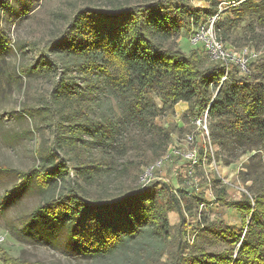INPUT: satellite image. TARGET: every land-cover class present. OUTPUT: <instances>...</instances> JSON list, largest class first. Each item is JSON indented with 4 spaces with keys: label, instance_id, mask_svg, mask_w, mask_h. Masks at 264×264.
<instances>
[{
    "label": "rangeland",
    "instance_id": "1",
    "mask_svg": "<svg viewBox=\"0 0 264 264\" xmlns=\"http://www.w3.org/2000/svg\"><path fill=\"white\" fill-rule=\"evenodd\" d=\"M24 1L26 9L30 11L20 19L17 17L21 12L18 0H0V200L4 198L0 206V264H170L179 240L185 245L183 256L194 252L196 248L212 253H235L237 246L231 241L241 232L242 221L234 208L216 201L215 190L218 187L214 189L213 181L221 179L226 182L224 187L229 202L240 200L242 193L251 196L264 189V144L253 136L258 141L255 147L232 159V149L223 150L214 142L210 134L213 121L208 120V132L202 138L201 132L192 122L188 104L179 102L167 107L152 93H147L144 99L159 111L154 117L148 115L146 121L138 123L133 119H125L127 113L117 101H100L102 93L99 87L98 91L90 95L94 103L92 108L86 109V115L78 116V147L69 151L71 146H67L63 152L57 151V155L70 159L68 182L82 180L81 170L93 175V181L84 183L87 196L110 205L139 188V176L147 165L157 159L155 153L163 156L170 147L177 146L200 150V161L191 173L192 183L195 184L192 189H187L184 184L188 169L175 158L164 165L153 181L156 185L152 187V192L156 198L165 201L166 196L161 187L168 186L174 196L182 198L184 204L180 207L181 215L176 211L167 213L171 230L164 251L159 253L140 244V248L133 253L118 249L116 253L104 257L83 256L66 227L56 226L49 231L33 222L32 212L46 199L55 198L63 187L44 185L40 174L24 183L16 195L4 197L19 183L17 171L25 172L37 167L39 155L45 154L47 148L55 144V134L68 136L67 124L70 123L65 122L63 126L59 124L56 127L55 120L45 109L46 106L48 108L49 95L54 82L58 80V73H31L44 63L41 57L43 53L46 58H52L44 47L50 39L67 28L70 19L80 9L105 10L113 2ZM151 1L131 0L130 3ZM242 1L186 0L193 10H200L197 12V24L192 28L213 18L216 37L223 34L225 39L221 37L220 40L227 49L237 52L252 50L255 54L253 60H256L264 57V22H258L251 15L236 20L234 10ZM209 10L216 14L209 16ZM218 19L223 20L220 28H216ZM189 38V34L182 31H172L163 40V46L187 52L191 48ZM261 76L259 81L264 83V70ZM67 80L72 90L81 94L80 97L88 96L86 82L77 69H70ZM100 110L106 111L118 126L115 148L111 153L105 152L107 149L100 150L96 133L90 135L80 125L100 121ZM222 122L227 124V120ZM166 129L171 132L165 145L162 133ZM152 132L157 134L153 137ZM187 135L194 136L192 144L186 143ZM225 159L231 162L226 164ZM103 164L108 169L102 167ZM182 189L190 193L185 194L183 191L182 196L177 191ZM183 220L187 227L179 231L178 225ZM241 235H245V230ZM8 256L16 261L10 260Z\"/></svg>",
    "mask_w": 264,
    "mask_h": 264
},
{
    "label": "trees",
    "instance_id": "2",
    "mask_svg": "<svg viewBox=\"0 0 264 264\" xmlns=\"http://www.w3.org/2000/svg\"><path fill=\"white\" fill-rule=\"evenodd\" d=\"M130 1L113 0L105 10L80 9L67 28L44 47L52 58H46L43 53L44 63L31 73H58L45 109L56 127L70 123L68 136L55 134V144L39 155L37 167L17 171L18 185L4 196L16 195L24 183L39 174L44 185H63L55 198L46 199L32 212L31 218L49 231L56 226L66 227L83 256L104 257L118 249L133 253L140 244L161 253L170 239L167 213L178 212L170 188L161 187L166 196L164 201L152 192L154 182L144 190L137 187L132 194L108 205L87 196L84 183L93 181V175L81 170L82 180L67 181L70 159L58 157L57 151L63 152L67 146H71L69 151L78 147V116L86 115V109L92 108L90 95L99 87L100 101H117L127 113L125 119L138 123L159 111L144 99L147 93L157 96L167 107L179 102L188 104L193 117L207 110L208 120L214 122L210 131L214 142L223 150L232 149V159L255 147L258 141L253 136L264 144V83L259 81L264 57L252 60L245 74H240L235 65L229 66L223 80L224 67L211 62L201 46L191 47L187 52L163 46V40L172 31H182L190 37L200 10H193L186 0L136 4ZM18 2L21 12L17 17L21 19L30 10L26 9L24 0ZM207 14L213 16L216 12L209 10ZM234 15L236 20L251 15L264 22V0H244L235 7ZM222 23L218 19L216 28ZM221 37L225 39L222 33L217 39ZM74 68L86 82V97L73 91L67 80L70 69ZM222 120H227V124ZM80 125L90 135L96 133L100 150L107 149L108 153L114 150L118 126L106 111L100 110V121ZM170 132L163 130L165 145ZM152 134L154 137L157 133ZM155 156L159 158L162 154ZM230 162L224 160L226 164ZM102 167L108 169L106 164ZM219 183L218 179L213 181L214 189L218 187L216 201L234 208L242 221L241 232L231 241L237 246L235 253H212L196 248L183 256L185 245L178 242L170 264H264V189L251 196L242 193L240 200L229 202L225 187H219ZM177 191L183 196L182 190ZM177 199L179 206H183L182 198ZM186 227L183 220L178 230ZM176 236L180 238L178 231Z\"/></svg>",
    "mask_w": 264,
    "mask_h": 264
},
{
    "label": "built area",
    "instance_id": "3",
    "mask_svg": "<svg viewBox=\"0 0 264 264\" xmlns=\"http://www.w3.org/2000/svg\"><path fill=\"white\" fill-rule=\"evenodd\" d=\"M215 20L213 18L208 19L205 23L195 26L191 30V35L189 38V43L191 47H197L200 45L211 62L218 63L225 69L224 78L227 73L229 65H235L240 74H245L247 72V67L251 60L255 59V54L252 50L243 49L240 52L227 49L223 43L217 39L215 31ZM193 124L201 132L202 138L207 135V125L208 116L207 110L200 115H196L192 118ZM194 142L193 135L186 136V143L192 144ZM209 152V151H208ZM206 153V149H205ZM200 150L195 147L182 149L179 146L170 147L166 155L160 156L153 163L147 165L139 176V188L144 190L147 188L155 179H157V174L162 170L165 164L170 163L173 158L178 159V161L188 169V176L184 177V184L187 189H192L195 185L191 180V173L195 166H197L200 161ZM211 157H213L212 152H210ZM221 186L224 183L221 179ZM164 185V183H163ZM182 189L185 194H189L188 190Z\"/></svg>",
    "mask_w": 264,
    "mask_h": 264
},
{
    "label": "water",
    "instance_id": "4",
    "mask_svg": "<svg viewBox=\"0 0 264 264\" xmlns=\"http://www.w3.org/2000/svg\"><path fill=\"white\" fill-rule=\"evenodd\" d=\"M171 198H172L174 204H175L176 207H177V211H178V213L181 215V210H180L179 201H178L177 197L174 196V195H172ZM179 243H181L180 240H179Z\"/></svg>",
    "mask_w": 264,
    "mask_h": 264
}]
</instances>
